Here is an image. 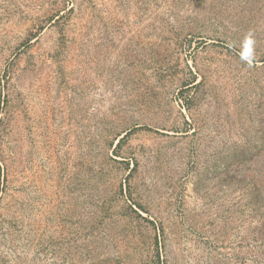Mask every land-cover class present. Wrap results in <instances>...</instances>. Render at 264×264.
I'll list each match as a JSON object with an SVG mask.
<instances>
[{
  "label": "rangeland",
  "instance_id": "1",
  "mask_svg": "<svg viewBox=\"0 0 264 264\" xmlns=\"http://www.w3.org/2000/svg\"><path fill=\"white\" fill-rule=\"evenodd\" d=\"M0 264H264V0H0Z\"/></svg>",
  "mask_w": 264,
  "mask_h": 264
}]
</instances>
